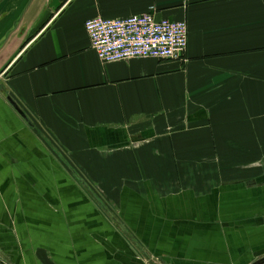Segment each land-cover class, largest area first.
Masks as SVG:
<instances>
[{"label": "crops", "instance_id": "crops-1", "mask_svg": "<svg viewBox=\"0 0 264 264\" xmlns=\"http://www.w3.org/2000/svg\"><path fill=\"white\" fill-rule=\"evenodd\" d=\"M146 13L183 59L100 63ZM0 79V264H264V0H5Z\"/></svg>", "mask_w": 264, "mask_h": 264}, {"label": "built area", "instance_id": "built-area-1", "mask_svg": "<svg viewBox=\"0 0 264 264\" xmlns=\"http://www.w3.org/2000/svg\"><path fill=\"white\" fill-rule=\"evenodd\" d=\"M90 49L102 64L137 59H183L188 45L185 21L157 19L153 13L126 18L96 17L84 23Z\"/></svg>", "mask_w": 264, "mask_h": 264}, {"label": "rangeland", "instance_id": "rangeland-1", "mask_svg": "<svg viewBox=\"0 0 264 264\" xmlns=\"http://www.w3.org/2000/svg\"><path fill=\"white\" fill-rule=\"evenodd\" d=\"M0 81H2L1 79H0ZM200 171L202 170V165H201V163H200ZM180 171H182V175H181V177H183V176H185V177H187L188 179L193 175V173H192V169L191 168H189V166H186V165H182L181 167H180ZM200 173V172H199ZM199 173H197L196 172V174H199ZM203 174V173H202ZM206 176H208V175H206ZM231 176H234V175H232V174H230V175H228V177H231ZM193 177V176H192ZM221 178L218 176V178H217V182H219L218 184H217V186H219L221 183V181L222 180H220Z\"/></svg>", "mask_w": 264, "mask_h": 264}, {"label": "water", "instance_id": "water-1", "mask_svg": "<svg viewBox=\"0 0 264 264\" xmlns=\"http://www.w3.org/2000/svg\"><path fill=\"white\" fill-rule=\"evenodd\" d=\"M5 0H0V3L4 2ZM7 101L8 103L13 107V109L22 117L25 119V116L23 114V112L19 109V107L17 106V104L10 98L7 97Z\"/></svg>", "mask_w": 264, "mask_h": 264}]
</instances>
